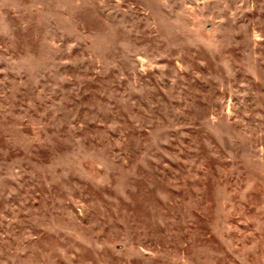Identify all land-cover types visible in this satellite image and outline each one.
Listing matches in <instances>:
<instances>
[{
    "label": "rangeland",
    "instance_id": "obj_1",
    "mask_svg": "<svg viewBox=\"0 0 264 264\" xmlns=\"http://www.w3.org/2000/svg\"><path fill=\"white\" fill-rule=\"evenodd\" d=\"M0 264H264V0H0Z\"/></svg>",
    "mask_w": 264,
    "mask_h": 264
}]
</instances>
